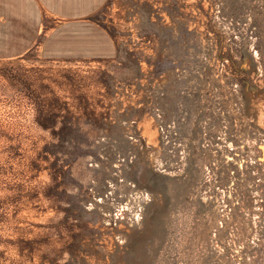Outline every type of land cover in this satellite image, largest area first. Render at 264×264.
Instances as JSON below:
<instances>
[{
    "label": "rangeland",
    "instance_id": "rangeland-1",
    "mask_svg": "<svg viewBox=\"0 0 264 264\" xmlns=\"http://www.w3.org/2000/svg\"><path fill=\"white\" fill-rule=\"evenodd\" d=\"M96 18L117 57H0V264H264V0Z\"/></svg>",
    "mask_w": 264,
    "mask_h": 264
},
{
    "label": "crops",
    "instance_id": "crops-1",
    "mask_svg": "<svg viewBox=\"0 0 264 264\" xmlns=\"http://www.w3.org/2000/svg\"><path fill=\"white\" fill-rule=\"evenodd\" d=\"M110 0H0V57L109 59L117 45L97 14Z\"/></svg>",
    "mask_w": 264,
    "mask_h": 264
}]
</instances>
